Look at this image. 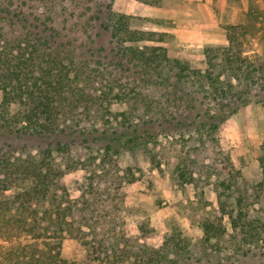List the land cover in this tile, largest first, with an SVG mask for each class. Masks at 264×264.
I'll use <instances>...</instances> for the list:
<instances>
[{"label":"trees","instance_id":"trees-1","mask_svg":"<svg viewBox=\"0 0 264 264\" xmlns=\"http://www.w3.org/2000/svg\"><path fill=\"white\" fill-rule=\"evenodd\" d=\"M90 1L0 0V125L18 138L37 142L0 145V234L20 231L34 239H48L46 247L36 242L34 249L23 246L21 254L12 251L5 264H79L61 258L62 240L70 236L86 249V264H204L179 228L158 234L146 223L140 226L139 236L129 233L122 215L121 183L137 177L132 167L121 174L118 157L122 147L130 145L133 150L137 139L147 147L160 143L163 134L180 136L188 150L177 157L179 174L196 180L195 171H189L198 163L192 153L207 149V138L216 140L220 125L248 104L252 95L264 92V63L257 67L244 55L238 36L242 25L228 26L227 45L205 47L208 66L199 69L171 57L163 45L141 44L163 41V34L133 28L130 16L113 9V0H95L97 12L88 6ZM104 14L107 20L101 27L98 22ZM104 36L109 38L110 50L105 45L95 50L97 39ZM92 79L97 85L89 91L82 83ZM152 89H160L163 100L156 101L148 93ZM95 93L102 106L101 121L75 115L80 113L81 101L95 99ZM135 95L144 99L139 101L144 108L141 116L125 111L111 116L109 104ZM68 113H74V118L67 119ZM95 132L113 135V141L97 147L91 138ZM81 152L88 157L75 155ZM153 157L160 166L158 156ZM260 164L264 194V152ZM202 165L208 172L213 167ZM77 168L89 172L80 206L69 198L61 181ZM112 178L122 181L120 186L112 188ZM96 180H105L112 190H105L98 200ZM222 185L232 188L230 183ZM101 200H109L111 210L102 211ZM219 203V215L196 212L186 204L180 209L200 225L204 240H224L231 250L229 259L248 257L253 244L264 246V207L248 209L239 200L229 210L224 200ZM226 214L233 229L230 234Z\"/></svg>","mask_w":264,"mask_h":264},{"label":"rangeland","instance_id":"rangeland-1","mask_svg":"<svg viewBox=\"0 0 264 264\" xmlns=\"http://www.w3.org/2000/svg\"><path fill=\"white\" fill-rule=\"evenodd\" d=\"M79 1L83 4L87 2ZM97 4V1L91 0L88 6L97 12ZM112 6L115 11L131 17L133 28L163 34V41H146L141 44L163 45L171 57L187 60L194 68L205 69L208 66L204 54L207 45L223 46L229 43L227 32L230 25H242V28L238 29V36L243 43L244 55L257 67L264 63V0H162L160 5H149L139 0H113ZM92 11L90 10V13ZM103 17L102 21L98 22L101 23V27H104L107 20L105 14ZM77 35L75 33L74 36ZM157 37L160 38L158 35ZM97 41L95 50H99L103 45L110 50L108 36L99 37ZM105 52L102 54L105 55ZM88 83L82 85L85 89L93 91L97 85L95 79ZM86 84L88 85L85 86ZM148 93L156 97V101L163 100L160 89L159 91L152 89ZM97 95L95 93V99L81 101L80 113L75 115L89 121L95 119L100 122L102 106ZM2 98L3 94L0 91V106ZM141 100L144 99L135 95L127 101L115 100L107 107L112 112L111 116L125 111L132 113L133 117H138L144 110L139 103ZM107 102L108 100L105 104ZM72 114L74 113H68L67 119L74 118ZM91 138L97 147L113 141V135H100L99 132H95ZM216 138V140L207 138L208 148L192 153L191 158L198 160L197 164L189 167V171L194 170V176H197L194 181L191 180L190 174L187 177L191 181L185 180L177 168L180 161L177 158L179 152L185 153L188 150L180 136L164 137L163 134L157 145L150 143L145 147L141 145L144 140L137 139L133 150L129 149L130 145L122 147L123 152L118 157L121 174L126 173L128 167H132L137 177L134 182L111 179L112 188L120 186L122 182L121 191L124 193L122 215L126 227L133 236H139L140 226L146 223L158 234L172 231L175 227L179 228L191 241L193 253L204 258V264H264L263 245L253 244L249 256L242 257V260L229 259L231 250L228 249L229 246H225L224 240H204V232L200 225L183 216L180 209L181 204H186L196 212L205 211L211 215H219V200H224L229 210H232L239 200H242V204L248 209L261 210L264 207L263 170L260 164V157L264 152V92L252 95L248 104L239 107L237 112L223 122L216 133ZM5 143L14 144L16 147L37 144L29 137H16L0 125V145ZM153 154L158 156L160 166L151 160L154 158ZM75 155L88 157V153L85 152ZM204 162L213 164L210 169L212 174L202 165ZM201 171L202 174L199 173ZM87 176L89 172L77 168L68 171L61 180L68 187L66 191L69 192V198L78 203V206L83 202L82 194L86 191ZM222 182L230 183L232 188L227 189ZM95 185V200L104 197L105 190L112 191L105 180H96ZM99 202L104 206L102 211L111 210L109 200ZM37 208L42 210V206ZM225 224L227 232L232 233L229 214L225 215ZM103 230L101 228V231ZM46 240L48 239H34L33 235L20 231L4 236L0 234V264L8 262L5 258L10 256L12 251L21 254L23 246L34 249L36 242H40V246L46 247ZM85 256L86 249L77 240L71 236L63 238L61 258L86 264ZM125 264L132 262L128 261Z\"/></svg>","mask_w":264,"mask_h":264}]
</instances>
